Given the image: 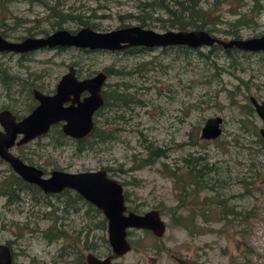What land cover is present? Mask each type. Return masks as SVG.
Segmentation results:
<instances>
[{"label": "rangeland", "instance_id": "374dc122", "mask_svg": "<svg viewBox=\"0 0 264 264\" xmlns=\"http://www.w3.org/2000/svg\"><path fill=\"white\" fill-rule=\"evenodd\" d=\"M55 1L66 15L60 22L61 28L70 31L90 24L97 25L94 29L98 30L129 24L159 32L177 29L167 26L166 13L149 7L141 10L144 2L157 6L155 0H48V3ZM244 1L241 11L249 4V0ZM261 2L259 14L244 12L242 22L246 24L238 29L241 37L264 33V0ZM163 3L171 4V0ZM201 3L210 7L207 8L210 18L215 15L220 18L216 23L220 30L212 33L230 37L222 29L227 28V20L239 15L230 13L236 0H201ZM10 7L16 19L6 20L8 39L43 35L59 28L50 27L53 17L40 3L16 0ZM137 15L147 23H140ZM185 47L89 50L56 46L21 56L0 52V107L5 105L17 114L27 112L35 103L32 87L50 91L68 64H73L80 76L108 67L113 71L107 75L106 82L127 85L125 91L129 95L127 104L118 110L122 118L111 123L115 129L111 135L75 138L52 128L17 148L12 146L11 150L45 174L52 168L80 171L107 167L112 176L126 181L131 199L127 205L135 206L138 211L158 209L166 225L163 234L156 237L148 230L128 229L131 247L113 258L112 264H234L244 261L240 256L242 248L235 247L236 238H243L253 248L245 257L246 264H264V154L259 155L263 165L249 170L247 156L255 147L254 136L247 134V128L238 121L244 116L241 105L248 103L253 122L246 117L247 125L253 123L257 128L261 125L248 95L264 99V51L227 53L221 46L210 50V46L204 45ZM215 114L222 118V132L216 140L204 143L198 136L199 129L207 116ZM102 118L97 116L99 121ZM151 146L164 147L166 155L153 164L136 165L133 158L142 156ZM189 153L205 155L209 164L217 166L216 176L220 181L214 188L232 195L230 200L237 205L252 209L245 222L231 227L229 223L223 225L220 219H203V215L215 217L214 212L206 210L202 215L197 214L199 207L205 206L203 196L212 194L214 189L203 188L186 195L183 201L186 205L177 210L183 215L195 212L194 221L188 222L191 230L172 223V207L179 201L172 179L160 167V161L169 169L180 165V157ZM9 170L6 163L0 162V175ZM254 170L258 174L250 177ZM241 175L252 182L249 195H238L242 191ZM30 196L29 190L18 191V198L15 192L8 198L0 192V242H8L13 252L12 264H73L75 248L82 253H107V242L101 238H106L105 229L95 227L97 219L90 213L92 210L84 213L85 204L66 199L63 205L53 195ZM206 199L214 200V197ZM76 205L80 206L79 210ZM52 223L65 231L64 236L56 239L52 233L43 236L42 229ZM90 245L94 249H88Z\"/></svg>", "mask_w": 264, "mask_h": 264}, {"label": "water", "instance_id": "95a60500", "mask_svg": "<svg viewBox=\"0 0 264 264\" xmlns=\"http://www.w3.org/2000/svg\"><path fill=\"white\" fill-rule=\"evenodd\" d=\"M217 44L223 48L235 47L251 52L264 51V33L248 37L223 38L209 33L204 28H177L155 31L138 24L117 26L108 30H98L84 25L70 31L55 28L43 35H26L12 40L0 33V52L27 53L41 48L73 46L87 49L121 50L130 46L144 48L185 45L191 48ZM106 74L102 70L82 78H76L74 66L68 64L60 75L51 93L33 88L37 103L21 118L6 109L0 110V157L7 161L20 178L37 186L43 193H57L69 188L84 200L100 210L106 222V241L109 253L96 255L84 253L86 264H112L114 257L127 252L130 247L128 229L148 230L159 237L165 230V221L156 208L134 211L127 207L123 185L110 176L104 167L80 171L52 168L47 174L31 163L20 159L9 150L13 143L21 144L47 131L51 124L61 121L60 128L65 135L82 138L94 127V112L103 104L102 84ZM86 93L80 98L79 95ZM256 115L261 121L257 128L264 140V99L248 95ZM222 132L221 116L209 115L199 129L200 138L210 140ZM20 134L21 137L15 140ZM0 264H12L9 245L0 242Z\"/></svg>", "mask_w": 264, "mask_h": 264}, {"label": "trees", "instance_id": "16d2710c", "mask_svg": "<svg viewBox=\"0 0 264 264\" xmlns=\"http://www.w3.org/2000/svg\"><path fill=\"white\" fill-rule=\"evenodd\" d=\"M16 0H0V33L6 37L7 35V28H9L6 25V20L13 18L16 19V16L12 15V9L10 5L14 3ZM262 0H250L249 5V11L253 12L254 14H257L262 9ZM29 4L32 3H40L43 5L47 12L50 13V17H53V20L51 21L50 27L53 29V26L61 27L60 22L62 18H64L65 13L61 12V9L58 8V1H55L54 3H48V0H27ZM167 2V1H166ZM165 2V3H166ZM163 3V0H155L154 4H157V6H153L152 4L142 3L141 10H145L146 7H149V9H154L155 11L164 12L167 14L166 21H168L167 26L168 27H176V28H185L188 26L192 27H200V26H207L209 29H212L214 31L220 30L218 26H216V23L220 22L219 16H211L210 18L209 14L207 13V8L210 9V7H201V0H171V4ZM244 5V0H236V5L233 7L230 13L239 14L237 17H235L233 20H227V28H223V31H226L227 33H230L232 36H237L238 33L236 31V25L243 24V15L241 16V13L239 12V8ZM170 6V7H168ZM140 19V23L146 24L147 22L145 18L136 16ZM156 19L163 20L161 16H154ZM16 21V20H14ZM80 23H84L81 21ZM163 28L166 27V25L162 24ZM92 28H96L97 25L90 24ZM46 34V32H44ZM179 47H184L183 45H179ZM188 48V47H187ZM214 48H220L218 45H211L209 47L210 49ZM225 52L229 53L231 51H237V49H224ZM24 53H20V56ZM108 74L111 73V71L108 67L104 68ZM115 73V72H113ZM121 74H124L122 71H120ZM37 87V86H35ZM127 85L125 87L118 86L116 82L113 84L105 83V87L103 89V104L96 110L95 117L94 118V127L91 133V135H97L99 137H102L103 135H111L114 129V125H111V123H114V120H118L122 118V114L118 112V110L127 104L129 101V95L125 91ZM236 87H238L236 85ZM40 89L39 87H37ZM41 90V89H40ZM242 109L241 112L244 113V116H241L238 118V121L240 122L241 126L247 128L245 129V132L247 134H250L251 136H254L253 140L255 141V147L252 149V151H248L249 155L247 156L248 159V169L251 170V168H259L261 165H263V162H261V159L259 158V155L264 154V140L259 136L257 132V127L253 123H250L247 125L246 123V117L251 118V122H253L252 119V109L248 105V103H244L241 105ZM105 109V110H103ZM97 116H103L102 120H97ZM105 126H108L107 129H104ZM52 128H55L58 132L60 131V128L57 125H53ZM219 137V136H218ZM218 137L210 140H216ZM200 138V137H199ZM203 139V138H201ZM209 140L203 139L204 143H207ZM166 155V149L161 146H151L147 147L145 149V152L140 157L133 158L132 161L136 163V165H147V164H153L156 160H158L160 157H163ZM134 157V155H132ZM180 165L175 164L174 166L167 168V164L163 161H160V167H163L165 170H167V175L171 177L173 188L176 190L177 193V199L178 203H176L172 208V223L181 226L185 228L186 230L190 231L191 228L188 227V222L194 221V211L189 212L187 215L181 214L179 211V207H184L186 203H183L184 199L186 198V195L197 193L199 190H202L203 188L206 189H212L214 188L215 183L220 181V179L216 176L218 172L217 166H213L212 163H208L207 157L205 155L201 154H188L181 156L180 159ZM137 167V166H136ZM106 172L112 176L107 170L109 168H105ZM212 173V174H211ZM214 177L210 175H214ZM258 174V171L254 170L253 174H249V176H256ZM114 177V176H112ZM121 184L123 185V193L124 198L126 202H131V199L129 197V192L125 188L126 181L120 180ZM242 187V191L238 193V195H249L251 193V183L250 181H247L244 176H240V182ZM220 186V185H218ZM21 190H29L31 192V196L33 194H38L42 197L46 196H56L59 198V201L64 205L66 199H70L74 203H83L87 206L86 209H84V213L88 214V211H91L90 213L97 219L95 222V227L100 229L106 228V222L105 218L103 217L102 213L98 208L84 200L78 193L75 191L64 188L61 191L57 193H43L40 191V189L35 186L34 184L27 183L24 180H22L18 175L14 174L13 172H10L9 174L6 173L2 176H0V192L3 193L7 198L10 197V195L15 192L17 198H18V191ZM37 196V195H35ZM214 197V200L206 199V198ZM204 195V200H206L204 207H199L197 214L202 215L205 213L204 210L209 212H214L215 217H206L202 216L203 219H209L212 218L214 220H222V224H227L231 227H236L239 225L240 222L246 221L247 217H250L252 215V209L246 208L244 205H237V203L232 202L230 199L233 197L232 195H224L223 192H220L218 189L214 188L212 194L210 195ZM16 199V198H15ZM34 200H36V197H34ZM127 204V203H126ZM128 208L138 211L135 206L127 205ZM76 210L80 209L79 205L75 206ZM43 236L49 237L51 233L54 236V239L57 237L64 236V230L56 223L49 224L46 228L42 229ZM145 231V230H143ZM102 240L106 243V238L104 236H101ZM7 242V241H6ZM8 243V242H7ZM235 247H241V257L244 260L242 261H236L234 264H246L245 257L250 254L253 250V248L248 245L243 238H236L234 240ZM84 247V246H83ZM87 247V246H86ZM88 249H94L91 245L87 247ZM105 248L107 249L105 252H109V247L106 244ZM74 263L73 264H85L83 253L79 248L74 249ZM13 254V253H12Z\"/></svg>", "mask_w": 264, "mask_h": 264}, {"label": "flooded vegetation", "instance_id": "af4514ba", "mask_svg": "<svg viewBox=\"0 0 264 264\" xmlns=\"http://www.w3.org/2000/svg\"><path fill=\"white\" fill-rule=\"evenodd\" d=\"M250 0H249V4L245 7V11H241V10H239V12L241 13V16L243 15V19L245 18V13H247V12H250L248 9H249V5H250ZM244 4H245V1H244ZM201 7H203V3H201ZM242 7V6H241ZM245 12V13H244ZM252 13V15H255L253 12H251ZM260 13V12H259ZM259 13H257V14H259ZM232 15H234L235 13H231ZM236 15V14H235ZM235 17H237V16H235ZM235 17H233L232 18V20L235 18ZM227 22V21H226ZM227 24V23H226ZM246 24V22H243V24H241V25H236V31H237V33H238V29H239V27H241V26H243V25H245ZM203 28V27H202ZM205 30H207L209 33H211V34H213V35H215L214 33H212L214 30H212V29H209L208 27H205ZM225 33H227L226 31H224ZM230 34V33H229ZM261 34H263V33H261ZM258 35H260V34H258ZM216 36H218V35H216ZM253 36H256V35H253ZM220 37V36H219ZM230 37H241L240 35H239V33H238V35L237 36H230ZM223 38H229V37H223ZM215 45H217V44H215ZM185 46V45H184ZM211 46V45H210ZM219 46V45H218ZM164 47V46H163ZM166 47V46H165ZM77 48V47H76ZM232 48H234V49H237V48H235V47H232ZM232 48H224V49H232ZM83 49H87V48H83ZM124 49H127V50H136V49H147V48H144V47H141V46H130V47H126V48H124ZM124 49H121V50H124ZM89 50H91V49H89ZM237 51H247V50H241V49H237ZM248 52H251V51H248ZM27 53H29V52H27ZM18 54H20V53H18ZM73 65V64H72ZM74 66V65H73ZM100 70H102V71H104L105 72V74H106V78H107V75H108V72L103 68V69H100ZM96 71H98V70H96ZM96 71H94L93 73H87V74H85V75H83V76H80L78 73H77V71H76V67L74 66V73H75V76H76V78H82V77H86V76H90V75H92V74H94ZM63 73V72H62ZM61 73V74H62ZM60 74V75H61ZM60 77V76H59ZM58 77V78H59ZM58 80V79H57ZM56 80V81H57ZM56 83V82H55ZM105 83H106V79H105V81H104V83L102 84V88H101V94H102V92H103V89H104V87H105ZM54 86H55V84H54ZM54 86L52 87V89L50 90V91H48V92H45V93H51L53 90H54ZM33 88H35V89H38L37 87H32L31 89H33ZM38 90H40V89H38ZM40 91H42V90H40ZM42 92H44V91H42ZM86 92L85 91H83L82 93H80V95H79V97L81 98L84 94H85ZM32 95H33V93H32ZM102 97H103V94H102ZM32 98H33V102H35L34 104H32V106L29 108V110L37 103V100L34 98V96H32ZM2 109H6V110H8L9 112H11L13 115H14V117H15V120H17V119H19V118H21L23 115H25L27 112H24L23 114H17V113H15V112H13L11 109H9V108H7L5 105H1V107H0V110H2ZM96 112V111H95ZM95 112H94V117H93V120H94V118H95ZM60 124H61V121H58V122H56V123H54V124H51L50 126H49V128L47 129V131H49L50 129H52V126L53 125H57L59 128H60ZM0 130H3V126H2V124H1V122H0ZM47 131H45L44 133H46ZM60 131H61V128H60ZM44 133H42V134H40V135H36V136H34V137H32L31 139H33V138H37V137H41ZM61 133H62V131H61ZM91 133V132H90ZM89 133V134H90ZM62 134H64V133H62ZM88 134V135H89ZM65 135V134H64ZM66 136H68V135H66ZM87 136V135H86ZM21 137V135L20 134H18L16 137H15V140L16 139H18V138H20ZM71 137V136H70ZM85 137V136H84ZM30 139V140H31ZM25 142H27V141H25ZM25 142H23V143H21V144H25ZM21 144H15V143H13L12 144V146H16V148L18 147V146H20ZM12 146H10L9 147V150L12 152V150H11V147ZM13 153V152H12ZM15 155H17L16 153H14ZM18 156V155H17ZM19 157V156H18ZM20 158V157H19ZM21 159V158H20ZM24 161V160H23ZM0 162H4V163H6L7 164V166L9 167V172H8V174L10 173V172H13L14 174H16L12 169H11V167L9 166V164L7 163V161H5L4 159H2L1 157H0ZM32 164V163H31ZM5 173H2V175H4ZM2 175H0V176H2ZM17 175V174H16ZM20 177V176H19ZM26 182V181H25ZM28 183V182H27ZM5 243H7L6 241H5ZM8 244V243H7ZM92 252V251H91ZM110 252V251H109ZM109 252H107V253H109ZM11 253H13L12 252V250H11ZM107 253H105V254H107ZM95 254V253H94ZM96 255H99V254H96ZM12 256H13V254H12ZM83 258H84V253H83ZM115 258V257H114ZM13 262V261H12ZM84 262H85V259H84ZM86 264V263H85Z\"/></svg>", "mask_w": 264, "mask_h": 264}]
</instances>
